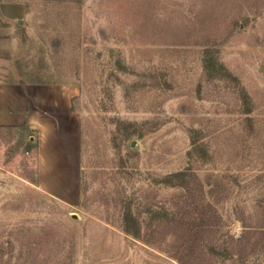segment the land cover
Here are the masks:
<instances>
[{"label":"rangeland","instance_id":"obj_1","mask_svg":"<svg viewBox=\"0 0 264 264\" xmlns=\"http://www.w3.org/2000/svg\"><path fill=\"white\" fill-rule=\"evenodd\" d=\"M0 71L78 151L62 201L0 131V264H264V0H0Z\"/></svg>","mask_w":264,"mask_h":264},{"label":"crops","instance_id":"obj_2","mask_svg":"<svg viewBox=\"0 0 264 264\" xmlns=\"http://www.w3.org/2000/svg\"><path fill=\"white\" fill-rule=\"evenodd\" d=\"M18 11L6 7L5 22L18 16ZM71 97V91L55 85L3 81L0 76V131L25 127L35 133L37 185L62 201L75 189V183L64 176L78 155Z\"/></svg>","mask_w":264,"mask_h":264}]
</instances>
